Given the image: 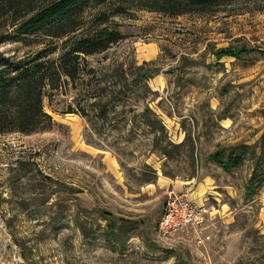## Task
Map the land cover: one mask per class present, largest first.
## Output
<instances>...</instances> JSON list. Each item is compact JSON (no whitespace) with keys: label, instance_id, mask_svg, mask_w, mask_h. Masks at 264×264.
<instances>
[{"label":"rangeland","instance_id":"obj_1","mask_svg":"<svg viewBox=\"0 0 264 264\" xmlns=\"http://www.w3.org/2000/svg\"><path fill=\"white\" fill-rule=\"evenodd\" d=\"M113 22L125 40L45 90L50 130L0 134V264H264V0L180 17L133 8ZM62 42H5L0 62L57 60ZM225 48L252 53L218 59ZM140 67L154 73L146 83ZM235 147L241 166L209 160ZM172 192L211 215L166 238Z\"/></svg>","mask_w":264,"mask_h":264},{"label":"trees","instance_id":"obj_2","mask_svg":"<svg viewBox=\"0 0 264 264\" xmlns=\"http://www.w3.org/2000/svg\"><path fill=\"white\" fill-rule=\"evenodd\" d=\"M236 1L239 0H125L119 3L113 0H47L33 4L32 0H7L8 10L0 13V19H6L5 27L13 31L0 34V45L47 37L63 40V52L57 60H46V53L42 52L31 61L0 62V134L30 135L52 128L53 120L44 111L45 90L59 89L81 79L86 72L92 73L93 70L87 69L86 58L102 54L125 40L113 22L115 17L129 14L133 8L169 17L208 14ZM15 2L19 3V10L12 7ZM251 53L245 49L225 48L216 51L215 56L218 59L239 58ZM258 55L264 59V52ZM139 70L145 83L154 76L143 67ZM146 112L151 113L150 110ZM238 149L235 147L227 156L225 150H218L209 160L230 171L243 164L246 152L237 153ZM256 161L255 169L258 170L262 165L261 157ZM258 178L255 172L251 181ZM253 183L249 192L253 190Z\"/></svg>","mask_w":264,"mask_h":264},{"label":"built area","instance_id":"obj_3","mask_svg":"<svg viewBox=\"0 0 264 264\" xmlns=\"http://www.w3.org/2000/svg\"><path fill=\"white\" fill-rule=\"evenodd\" d=\"M210 215L209 208L193 203L185 194L172 192L165 202L157 231L160 236L168 238L186 229L200 228Z\"/></svg>","mask_w":264,"mask_h":264}]
</instances>
